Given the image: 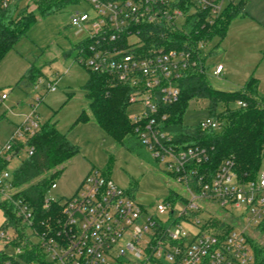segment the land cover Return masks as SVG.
<instances>
[{"label": "built area", "instance_id": "obj_1", "mask_svg": "<svg viewBox=\"0 0 264 264\" xmlns=\"http://www.w3.org/2000/svg\"><path fill=\"white\" fill-rule=\"evenodd\" d=\"M17 1L0 0V11ZM81 1L88 4L92 16L76 11L69 18L72 27L85 33L76 48V61L126 89V108L139 106L127 118L140 144L189 197L174 193L172 201L162 200L146 209L91 169L71 197L60 199L55 227L47 226L41 233L25 229L23 242L34 249L35 260L11 247V233L0 227V251L11 250L0 264H264V172L239 177L230 161H223L213 172L201 170L208 161L206 149L178 144L166 129V109L178 100L179 80L190 71L203 72L205 44L178 50L141 38L143 32L146 37L151 34L150 28L183 24L197 12H206L211 23L228 4L240 0ZM221 71V65H215L211 73L219 76ZM53 87V83L46 85L50 91ZM198 126L217 131L220 122L208 117ZM37 128L36 119L29 118L12 138ZM10 154L7 142L0 149V166L5 164L0 169V200H7L28 227L29 210L20 200L11 199L12 192H6L12 190L5 171ZM30 154V149L25 151V156ZM54 188L53 183L49 190ZM49 190L45 203L56 200ZM198 202L217 205L222 218L200 217ZM175 203L179 209L173 208ZM234 211L236 216L231 215ZM214 220L216 225H212Z\"/></svg>", "mask_w": 264, "mask_h": 264}, {"label": "rangeland", "instance_id": "obj_2", "mask_svg": "<svg viewBox=\"0 0 264 264\" xmlns=\"http://www.w3.org/2000/svg\"><path fill=\"white\" fill-rule=\"evenodd\" d=\"M33 1L21 0L18 6L34 11ZM76 11L92 16L84 1L68 5L58 13L36 20L1 58L0 149L27 119L34 116L39 124L54 122L58 132L76 148V153L59 167L62 170L54 179L55 188L48 192L50 197L61 200L71 197L82 178L95 169L146 209L162 202L169 192L188 199L184 187L143 147L135 146L131 151L125 149L107 137L91 117L87 122L76 121L81 111L90 115L82 90L88 72L75 59V45L85 33L69 24L71 14ZM243 13L230 21L218 47L213 46V40L204 48V78L212 89L225 92L240 90L252 78L257 93L264 95V0H245ZM217 63L223 66V72L214 76L211 72ZM30 65L39 70L40 81H20ZM47 83H53L54 90H48ZM204 106V101H190L182 114V124L195 126L208 118ZM138 110L139 106L133 105L127 107L125 113L131 116ZM220 111L221 107L216 106L215 112ZM16 140L24 143L25 138L17 136ZM24 157L25 149H21L10 159L5 171L10 174ZM261 172H264V153L257 169L258 174ZM198 204L201 206L200 217L222 216L217 205ZM173 208L179 209L180 205L175 203ZM231 215L236 216V212ZM3 222L0 210V227ZM31 240L35 241L33 237ZM5 252L11 250L8 248Z\"/></svg>", "mask_w": 264, "mask_h": 264}, {"label": "trees", "instance_id": "obj_3", "mask_svg": "<svg viewBox=\"0 0 264 264\" xmlns=\"http://www.w3.org/2000/svg\"><path fill=\"white\" fill-rule=\"evenodd\" d=\"M20 1L0 11V60L36 20L58 13L80 0H34V11L20 8ZM244 3L245 0H240L228 4L211 23H208L206 12H197L186 17L183 24L150 28L151 34L146 37L143 32L141 38L145 43L166 45L168 49L194 48L198 43L206 46L213 40V46L218 47L230 21L244 14ZM78 45H75V49ZM87 72L88 78L82 90L90 115L81 111L76 121L87 122L91 117L113 142L130 151L135 146L142 147L134 132V124L130 123L125 113L126 89L113 78ZM22 80L40 81L39 70L30 65ZM178 88V100L166 109V129L172 133L173 141L206 149L208 161L201 170L207 168L208 172H213L223 161H230L237 176L254 177L264 153V95L257 93L255 80L250 78L238 91L225 92L212 89L206 83L203 72L193 70L179 80ZM193 100L204 101L209 117L219 120V130H201L198 124H182V114ZM237 102L244 106H237ZM216 106L221 107L218 113L215 112ZM24 138V143H18L13 138L8 141L11 157L21 149L31 150V154L21 159L11 171L9 183L11 199L20 200L29 210L31 218L27 227L15 215L12 205L2 199L0 210L4 222L1 227L11 233V247L19 248L29 260H35L34 249H29L23 242L25 229L41 233L47 226L55 227L61 214L60 199L45 203L44 197L60 174L62 169L59 167L76 153V148L64 134L58 132L55 123L49 121L38 123L37 130L31 134L24 133ZM4 167L5 164L0 169ZM174 196L173 192H169L164 200L172 201ZM212 225H216L215 220ZM6 259V253L0 251V263Z\"/></svg>", "mask_w": 264, "mask_h": 264}, {"label": "crops", "instance_id": "obj_4", "mask_svg": "<svg viewBox=\"0 0 264 264\" xmlns=\"http://www.w3.org/2000/svg\"><path fill=\"white\" fill-rule=\"evenodd\" d=\"M215 65H221L220 63H217V64H215ZM221 67H222V71H221V73L223 72V66L221 65ZM80 180V179H79ZM79 180H77L76 182H78Z\"/></svg>", "mask_w": 264, "mask_h": 264}]
</instances>
